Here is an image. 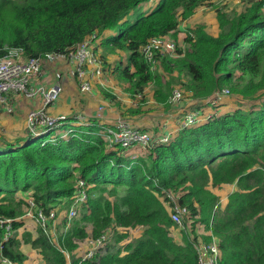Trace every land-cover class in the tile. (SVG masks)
<instances>
[{
    "label": "trees",
    "instance_id": "obj_1",
    "mask_svg": "<svg viewBox=\"0 0 264 264\" xmlns=\"http://www.w3.org/2000/svg\"><path fill=\"white\" fill-rule=\"evenodd\" d=\"M145 1L0 0V57L10 48L26 57L68 52L92 32L100 38L111 31L102 44L111 52H125L126 58L116 53L111 71L127 82L130 96H143L153 84L152 98L167 107L173 87L203 100L228 85L238 98L236 107L179 129L167 143H155L134 158L118 146L109 148L97 121L66 123L72 135L54 141H43L52 131L14 141L2 138L0 218L11 219L13 230L5 238L0 225L2 259L22 263L24 242L39 250L45 264H68L65 254L79 241L96 239L108 227L143 226L142 234L124 245V254L117 244L126 233H116L102 253L82 264H198L194 243L212 236L220 249L218 264H264V0H244L241 11L216 7L217 34L198 23L180 41H175L179 23L209 0H159L131 21L128 13ZM165 35L173 38L176 56L157 53L152 70L141 48L151 37ZM160 65L181 83L165 80L157 71ZM103 95L115 98L106 91ZM79 178L88 185L87 201L57 243L41 228L34 238L27 231L17 237L24 200H15L17 190L29 192L45 214L66 212ZM234 182L237 189L221 206L211 189ZM162 190L183 192L180 203L190 218L179 227L181 242L170 234L176 225ZM198 224L211 235L201 238ZM78 261L71 255L70 264Z\"/></svg>",
    "mask_w": 264,
    "mask_h": 264
},
{
    "label": "built area",
    "instance_id": "obj_2",
    "mask_svg": "<svg viewBox=\"0 0 264 264\" xmlns=\"http://www.w3.org/2000/svg\"><path fill=\"white\" fill-rule=\"evenodd\" d=\"M99 39L97 33L92 32L68 52L51 51L39 57H26L22 54L20 49L10 48L4 56L0 57L1 107L5 108L7 111H11L7 103V95L9 94H23L29 98L39 96L42 99L41 106L30 110L27 114L26 130L28 135L37 137L43 133L52 131L54 135H50L49 138L43 140L44 142L54 141L57 137L67 138L72 135L73 129L70 126L63 127L66 123H71V121L68 120L69 117L65 115H51L47 111L49 105L55 103L62 92L60 72L55 73L57 82L50 87L35 85L33 82L40 77L42 65L44 63L64 60L73 63L74 66L70 74L76 77L80 91H90L91 77L102 73L101 61L95 52V44ZM141 51L150 64L151 69L154 70L156 68L155 55L157 53H164L169 56H176V44L169 35L156 36L151 37L141 48ZM229 94V89L223 87L221 90L215 91L208 98V101L216 104L220 102L225 95ZM182 99L183 90L180 87H175L171 91L168 104L175 107L181 103ZM209 117L210 114L203 118L199 116L198 111L190 110L184 114L179 128L182 129L197 125L206 121ZM74 120L81 122L82 117L78 114L74 117ZM99 133L104 141H106L109 148L118 146L123 150L135 146L146 150L155 143H167L171 139L169 135L155 136L152 131L130 126L121 118H119L113 126H101ZM87 191L88 185L84 179L79 178L72 201L65 213L67 228H69L70 222L79 215L81 206L86 203L88 198ZM182 194V191L162 190L161 196L173 223L180 228H183L184 223L188 222L190 218L188 207L180 203ZM26 201L27 204L29 203V206H33L32 208L35 207L30 196ZM37 216L40 218V224L48 225L49 227L56 217V209H51L49 214H45L42 210H37ZM10 223L11 219L0 218V225L5 227V238L9 236L11 232L13 233ZM197 226L200 228L204 227L202 224H198ZM41 229L49 233L48 228L41 227ZM126 229L127 228L124 227H108L98 238H89V247L78 257V264H82L84 261L94 258L96 254L102 253L106 245L113 241L115 234L124 233ZM194 247L197 251L198 264H218L220 249L215 237H211L209 241L199 239L194 243ZM2 260L7 264H13V262L7 259L3 258Z\"/></svg>",
    "mask_w": 264,
    "mask_h": 264
},
{
    "label": "crops",
    "instance_id": "obj_3",
    "mask_svg": "<svg viewBox=\"0 0 264 264\" xmlns=\"http://www.w3.org/2000/svg\"><path fill=\"white\" fill-rule=\"evenodd\" d=\"M225 4L227 3L228 6H225L224 8L226 10L231 9L233 6H235V9L238 10L243 7L244 1L241 0H224ZM149 6V4H147ZM210 5H202L199 8H197L196 12L189 17L188 19H185L179 23L177 26L175 32V41L181 40L182 37H184V32L186 29L201 23L206 26V29L208 28V24H216L217 26V20H216V12L213 10V12H209ZM211 34H217V30L209 31ZM111 31H104L100 37V39L95 44V52L97 53L98 57L103 60L111 62L112 60L116 59L117 55L116 53L120 52H111V48H106L102 44V39L109 34H111ZM120 54H123L124 58H126L125 52H121ZM73 63L69 61L64 60H58L56 62H46L42 65V73L39 78H37L33 84L35 85H44L45 87H50L54 85L57 82V78L55 77L56 72H60L61 79L64 80L62 92L57 99V101L51 105L47 109H49L51 115H65L71 119H73L71 122H73L74 125H79L81 123H90V121H97V123L103 127L107 126H113L114 123L119 119L125 120L130 126L149 130L154 133L155 136H161V135H169L173 136L179 131L180 122L184 116L185 113L189 112L190 110H196L199 112L200 117H205L208 114L213 113H223L227 111H231L236 107V104L238 101L237 99L234 100V103H226L230 100L229 95H225L222 100L216 104L211 103L207 99L198 100L195 98L190 97L189 93L184 92L183 93V99L181 103L175 107L173 106H167V110L163 111L162 107H165L164 105L157 103L153 98L152 101L155 106L158 108V111H155L153 113L143 114V113H128L124 112L123 110H120V108L123 105V108H127L125 105V100H129L125 94H122L120 91L125 87L129 86L127 82H122L119 80V78L114 74V72L111 71V69L104 65L103 62L101 63V70L102 73L100 75H93L90 79L91 82V89L90 91L82 92L79 89L77 79L76 77L72 76L70 74V71L73 68ZM106 68V70H105ZM159 69V67H158ZM60 79V83H61ZM105 90L108 93H112L117 97L118 100L121 101V103L117 104L111 99L105 97L103 95V91ZM111 89L112 91H110ZM145 92V91H144ZM143 92V96H144ZM140 97V96H139ZM237 97V96H236ZM7 103L11 108V111H7L5 108L0 107V140L6 139L7 141H14L16 139L24 138L27 136V130H26V117L30 110L36 109L41 106L42 99L39 96H36L34 98H29L24 96L23 94H9L7 95ZM1 106V105H0ZM162 109V110H161ZM80 115L82 117V121H76L74 120V117L76 115ZM67 124H65L63 127H67ZM144 150L141 147H131L128 148L125 151V154L128 157L134 158L141 154H143ZM223 188L225 190L229 191V193L233 192L237 189L236 183L231 184H224L220 187H214L211 190L219 196L218 193L220 191H223ZM29 193V192H28ZM22 192L21 190L16 191V196L23 197V199L28 200L29 194ZM228 193V194H229ZM2 196V195H1ZM228 196V195H227ZM220 198V197H219ZM227 197H221L220 204L221 206L226 204ZM63 213V214H62ZM65 211H58L56 210V217L50 224V228L48 231L52 233L50 236L52 237V241L54 243H57V238L53 237V233L57 231L56 233L60 235L61 233H64L67 224L64 222L65 220ZM25 216V218L22 219V217ZM21 222L22 225L17 229V237L21 238L22 231L25 230L27 232H30L32 237H36V227H39L37 225V222L35 221L34 217H32V213L30 212L28 215H22ZM24 221V222H23ZM200 228V227H199ZM68 229V228H67ZM90 229V228H89ZM88 230V229H87ZM144 230L143 226H135V227H128L124 233H126L125 237L118 242V246L121 247V252L124 254V245L129 243L135 238H138ZM202 230V229H201ZM24 231V232H25ZM200 230H198V235L201 237L204 236H210L211 232L210 230H205L203 233H199ZM90 232V231H88ZM170 234L175 236V234L172 231V228L170 229ZM213 237V236H212ZM176 238V236H175ZM174 238V239H175ZM202 238V237H201ZM89 237L81 240L78 242L77 248L71 253H66V260L67 263L70 264V256H74L75 258H78L80 255H82L89 247L88 243ZM176 240V239H175ZM203 240V239H202ZM20 250L26 255V259L20 263V264H45L42 255L39 252L38 249L33 248L30 244L21 242L20 244ZM0 264H7L3 262L2 258L0 257ZM13 264H19L16 262H13Z\"/></svg>",
    "mask_w": 264,
    "mask_h": 264
},
{
    "label": "rangeland",
    "instance_id": "obj_4",
    "mask_svg": "<svg viewBox=\"0 0 264 264\" xmlns=\"http://www.w3.org/2000/svg\"><path fill=\"white\" fill-rule=\"evenodd\" d=\"M224 0H209V2L207 3V5H210V9H212V10H210L209 12H213V10L215 11V8L216 7H225V6H228L227 5V3L225 4L224 2H223ZM241 1H244V0H241ZM159 2V0H147V1H145V2H142L141 4H139L136 8H134V9H132L129 13H128V18L131 20V21H133V20H135V18L137 17V15L139 14V13H148V12H150L152 9H154V7L157 5V3ZM147 4H149V6H147ZM244 7V6H243ZM243 7L242 8H240V9H238V10H236L235 9V6H233L231 9H228V11H241L242 9H243ZM216 24H208L207 26H208V28H207V30L208 31H213V30H217L218 28H217V26H215ZM119 57H121V56H119ZM103 59H104V57H102ZM99 59H100V61H101V63L103 62V64L104 65H106L107 67H108V69L110 68H113L114 67V63L116 62V60L114 59V60H112L111 62H108V61H105V60H101V58L99 57ZM157 71H159V72H162L161 74H163V76H164V78H165V80L167 79V80H171V82H172V85L173 86H175V85H178V84H180L181 83V81H177L175 78L174 79H172V77L168 74V73H166L165 72V68L163 67V66H161L160 65V67H159V69L157 68ZM63 83H64V80L63 79H61V84H62V87H63ZM228 88H230L228 85H226ZM174 88V87H173ZM128 86H125L120 92L122 93V94H125L126 95V97L129 99L128 101L127 100H125L126 102H125V105L127 106V108H123V105H122V107L120 108V110H123L124 112H128V113H130V114H132L131 112L133 111V110H138L140 113H143V114H148V113H153V112H155V111H158V108L155 106V104L153 103V102H151L152 101V91H153V84H149L146 88H145V92H144V96H140V97H132V96H130V93L128 92ZM102 90V89H101ZM110 91H112L111 89H109ZM102 91H105V90H102ZM231 91V90H230ZM112 94V93H111ZM230 94H231V96H229V98H230V100L229 101H227L226 103H234V100H232V99H237V97L236 96H234L231 92H230ZM184 96V95H183ZM109 97V96H108ZM114 100H113V102H115V103H121V101L120 100H118L117 99V97L114 95ZM169 106V105H168ZM1 107V106H0ZM165 108H166V110L168 109L167 107H162V109H163V111L165 110ZM161 109V110H162ZM47 111L50 113V111H49V109H47ZM209 115V114H208ZM207 116V115H206ZM205 116V117H206ZM204 118V117H203ZM29 136H28V134H27V138H28ZM6 140V139H5ZM228 193H229V191H227V190H225V188H223V191H220V193H218L219 194V197H220V199H219V201L221 200V197H227V195H228ZM22 198L23 197H18V196H16V194H15V200H19V199H21L22 200ZM25 200V199H24ZM22 200L23 201V204H22V212H23V215H28V213L29 212H31L32 213V217H34V219H35V221H37V225H39V227L41 228V227H44V228H50V226L51 225H49V227H48V225H43V224H40V218L37 216V210L38 209H36L35 207L34 208H32L33 206H29V203L27 204V201L25 200ZM226 202V201H225ZM63 214V213H62ZM77 217H79V216H77ZM23 218H25V216H23L22 217V219ZM24 222V221H23ZM71 223V222H70ZM69 223V224H70ZM39 227H36V233H37V229L39 228ZM198 227V226H197ZM86 228L88 229L87 231H90L91 230V228H90V225H87L86 226ZM90 228V229H89ZM198 230H200L199 231V233H203V232H205V230H206V228L205 227H201V228H197ZM202 229V230H201ZM66 230H67V228H66ZM65 230V231H66ZM25 230H23L22 231V233L24 232ZM58 231V230H57ZM57 231H55L54 233H53V237L54 238H57L58 237V234L56 233ZM172 231H173V233L175 234V236H176V238H175V236H174V238L176 239V241H178V242H181V240L183 239V237H182V229H179V227L178 226H173L172 227ZM52 235V233H50V231H49V235ZM22 235V234H21ZM51 239H52V237H51ZM70 261H71V256H70Z\"/></svg>",
    "mask_w": 264,
    "mask_h": 264
}]
</instances>
